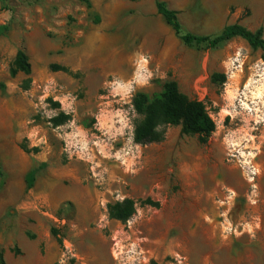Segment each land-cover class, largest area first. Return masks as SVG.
I'll use <instances>...</instances> for the list:
<instances>
[{
    "label": "rangeland",
    "instance_id": "1",
    "mask_svg": "<svg viewBox=\"0 0 264 264\" xmlns=\"http://www.w3.org/2000/svg\"><path fill=\"white\" fill-rule=\"evenodd\" d=\"M156 1L182 34L239 24L264 38V0H0L3 264L25 246L51 264H264V100L247 86L264 78L261 51L240 38L185 45ZM18 50L28 76L11 74ZM168 81L204 104L214 132L160 125L134 142L135 95L158 99ZM127 199L132 216L113 219Z\"/></svg>",
    "mask_w": 264,
    "mask_h": 264
},
{
    "label": "trees",
    "instance_id": "2",
    "mask_svg": "<svg viewBox=\"0 0 264 264\" xmlns=\"http://www.w3.org/2000/svg\"><path fill=\"white\" fill-rule=\"evenodd\" d=\"M131 2L139 0H128ZM157 13L163 17L174 34L185 45H204L206 48L215 49L232 39L240 38L245 41L252 50L261 51V59L264 62V38L262 29L250 31L239 24L227 25L215 36L194 35L181 33V26L177 19V12L169 9L162 1L155 3ZM21 72L30 74V63L22 50H18L12 63L11 74ZM215 75L212 77L214 78ZM29 80H27V85ZM26 85V86H27ZM134 110L142 116L141 121L133 131L134 142L144 144L159 137L160 125L180 126L181 133L189 136L209 137L215 129V124L206 111L204 104L197 100H191L178 89L174 81H168L163 86L161 97L150 101L143 93H137L133 99ZM68 119L61 114L53 119L55 126ZM134 213L133 202L129 199L109 206V214L113 219L127 221ZM0 264L3 260L0 257Z\"/></svg>",
    "mask_w": 264,
    "mask_h": 264
},
{
    "label": "bare ground",
    "instance_id": "3",
    "mask_svg": "<svg viewBox=\"0 0 264 264\" xmlns=\"http://www.w3.org/2000/svg\"><path fill=\"white\" fill-rule=\"evenodd\" d=\"M112 68V67H111ZM128 69H126V70H119V73L124 77V78H128V77H130L131 75H132V73H133V69H134V67H133V65H130V66H128L127 67ZM110 69V68H109ZM255 78H256V76H254V75H251V78H250V80H249V82H248V84H247V86H248V88H251V87H253V86H256V88H259L258 89V93L257 94H255V95H253V99H255L256 101L257 100H264V78H260V80H258V81H255ZM255 81V82H254ZM257 103H259V105H263L264 106V102H257ZM258 105V106H259ZM246 109H249V107H247L246 106ZM258 114H260V112L259 111H256L255 112V115L253 116V115H249V116H245L244 117V120H245V122H244V125L241 127V129H240V133L241 132H244L245 134H248L249 132H250V130H249V125H248V123H249V121H251L252 119H255V120H258V119H260L259 117H258ZM261 164L264 166V159H262V161H261ZM78 192V191H77ZM79 193V192H78ZM78 193H76L75 191L73 192H70V196H73V197H77L78 196ZM185 245H187V243H185ZM182 246V245H181ZM183 247V246H182ZM185 247V246H184ZM114 256H116V254H114ZM100 264V263H99Z\"/></svg>",
    "mask_w": 264,
    "mask_h": 264
},
{
    "label": "crops",
    "instance_id": "4",
    "mask_svg": "<svg viewBox=\"0 0 264 264\" xmlns=\"http://www.w3.org/2000/svg\"><path fill=\"white\" fill-rule=\"evenodd\" d=\"M27 258L15 262L14 264H51L52 257L49 254H46L44 257L36 255L33 250V246H25Z\"/></svg>",
    "mask_w": 264,
    "mask_h": 264
}]
</instances>
